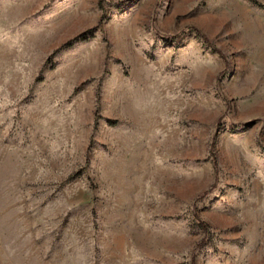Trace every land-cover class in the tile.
Returning a JSON list of instances; mask_svg holds the SVG:
<instances>
[{
    "label": "rangeland",
    "instance_id": "1",
    "mask_svg": "<svg viewBox=\"0 0 264 264\" xmlns=\"http://www.w3.org/2000/svg\"><path fill=\"white\" fill-rule=\"evenodd\" d=\"M0 264H264V0H0Z\"/></svg>",
    "mask_w": 264,
    "mask_h": 264
}]
</instances>
